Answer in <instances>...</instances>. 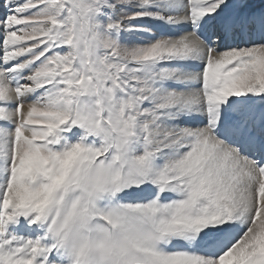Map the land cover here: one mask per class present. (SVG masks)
Segmentation results:
<instances>
[{
    "label": "snow or ice",
    "instance_id": "obj_1",
    "mask_svg": "<svg viewBox=\"0 0 264 264\" xmlns=\"http://www.w3.org/2000/svg\"><path fill=\"white\" fill-rule=\"evenodd\" d=\"M0 264H264V0H0Z\"/></svg>",
    "mask_w": 264,
    "mask_h": 264
}]
</instances>
